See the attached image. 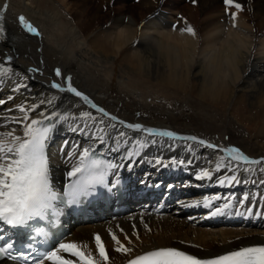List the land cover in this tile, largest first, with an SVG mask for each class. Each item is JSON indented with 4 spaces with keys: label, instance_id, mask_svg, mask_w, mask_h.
Instances as JSON below:
<instances>
[{
    "label": "bare ground",
    "instance_id": "bare-ground-1",
    "mask_svg": "<svg viewBox=\"0 0 264 264\" xmlns=\"http://www.w3.org/2000/svg\"><path fill=\"white\" fill-rule=\"evenodd\" d=\"M0 10V68L11 69L0 76V131L20 134L21 126L10 123L22 117L20 106L35 109L30 118L66 116L54 121L48 143L52 177L67 179L71 154L91 148L107 155L114 175L138 184L170 176L163 185L172 195L200 184L164 216L134 211L77 227L64 243L87 245L99 259V234L107 264L164 247L210 259L264 245V164H238L226 151L264 158V0H234L233 6L224 0H0ZM20 16L40 35L24 29ZM189 26L195 35L185 31ZM66 77L95 108L51 87H66ZM128 124L176 136L148 135ZM253 126L256 134L247 130ZM202 170L211 179H199ZM157 185L146 180L145 189ZM217 208L221 213L213 215ZM111 234L133 251H116Z\"/></svg>",
    "mask_w": 264,
    "mask_h": 264
},
{
    "label": "snow or ice",
    "instance_id": "snow-or-ice-1",
    "mask_svg": "<svg viewBox=\"0 0 264 264\" xmlns=\"http://www.w3.org/2000/svg\"><path fill=\"white\" fill-rule=\"evenodd\" d=\"M224 3L227 6H233L234 0H224ZM234 6L237 9L241 7L238 3ZM7 8L8 5L5 3L3 9ZM231 15L235 20V13ZM2 19L3 11L0 10V20ZM18 21L29 33L40 35L39 31L24 16L18 17ZM233 26L235 27V24ZM185 31L195 35L194 29L190 26ZM2 32L3 27L0 26V33ZM10 71L11 69L0 68V76L6 75ZM55 76H62L59 68L55 69ZM65 81L66 87L56 82H53L51 87L61 92L72 93L91 104L86 95L73 87L71 77H66ZM2 103L4 102L0 101V104ZM91 106L96 107L95 104H91ZM18 111L23 114L22 117H13L10 123L21 126L20 134H17L16 128L0 131V222L13 227H23L31 221H43L50 212L56 216L62 214L56 210V202L61 193L57 192L52 184L47 148L57 127L54 121L67 119L66 116L55 113L52 115L40 113L39 118H30L29 111H35V109H26L23 106H20ZM99 111L107 115L103 108H100ZM89 115V113H83L85 117ZM127 127L143 131L148 135L176 136V133L171 131L144 128L140 124H128ZM188 139L196 140L197 138L188 137ZM200 143H204V141H200ZM209 147L215 146L209 145ZM226 151L230 159L238 164H264V158L250 159L238 148L232 147ZM77 153L79 154L78 159H76ZM69 159L72 165L67 172L70 183L65 186L63 193L68 205L79 204L81 198L91 194L90 190L97 185L107 187L109 172L116 167L111 162L97 158L91 148H83L82 151L77 149ZM157 163L161 162L157 161ZM220 167L221 165L217 164L216 170L219 171ZM211 177L212 172L209 170H202L198 176L199 179H211ZM234 180L235 177L228 178L229 183ZM220 183H225V180H221ZM224 207L227 208L229 205L226 204ZM221 211L217 208L212 214H220ZM36 234L38 236L47 235L43 229H37ZM111 238L119 245L116 251L125 254H130L133 251L130 247L121 244L115 234H111ZM2 239L3 237H0V240ZM94 242L99 259L92 252L86 251L87 245L70 242L59 243L58 247L43 252L33 259L32 264H45L46 261L51 264H107L109 256L99 234L94 236ZM13 247L12 243L0 246V255H4ZM61 252L67 253L68 256L61 255ZM12 259H16V257L13 256ZM23 259L27 261L28 257L24 256ZM127 264H264V245L241 247L210 259L198 258L176 248L164 247L136 255L134 259H129Z\"/></svg>",
    "mask_w": 264,
    "mask_h": 264
},
{
    "label": "rangeland",
    "instance_id": "rangeland-1",
    "mask_svg": "<svg viewBox=\"0 0 264 264\" xmlns=\"http://www.w3.org/2000/svg\"><path fill=\"white\" fill-rule=\"evenodd\" d=\"M257 129H258V128H257L256 126H253V127H250V129H247V130H248V131L251 130V131H250L251 133H255V134H256V133H257ZM243 226H244V225L242 224V225H240V226H237V228H244ZM263 227H264V224H263Z\"/></svg>",
    "mask_w": 264,
    "mask_h": 264
}]
</instances>
